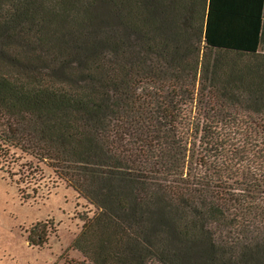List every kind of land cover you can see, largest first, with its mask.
<instances>
[{"label":"trees","instance_id":"1","mask_svg":"<svg viewBox=\"0 0 264 264\" xmlns=\"http://www.w3.org/2000/svg\"><path fill=\"white\" fill-rule=\"evenodd\" d=\"M263 30L264 0H0V159L92 207L89 264H264Z\"/></svg>","mask_w":264,"mask_h":264},{"label":"rangeland","instance_id":"2","mask_svg":"<svg viewBox=\"0 0 264 264\" xmlns=\"http://www.w3.org/2000/svg\"><path fill=\"white\" fill-rule=\"evenodd\" d=\"M16 156L14 162L9 155L6 162L0 159V264H89L70 245L81 229L79 216L90 215L92 207L71 187L58 184L43 164L27 175L28 157ZM16 178L24 183L16 184ZM24 185L35 199L21 198ZM37 222H45L42 231L47 239L42 245H30L27 237Z\"/></svg>","mask_w":264,"mask_h":264},{"label":"crops","instance_id":"3","mask_svg":"<svg viewBox=\"0 0 264 264\" xmlns=\"http://www.w3.org/2000/svg\"><path fill=\"white\" fill-rule=\"evenodd\" d=\"M262 36H263V37H262L261 42H260V44H261L260 49H261V51L264 52V30H263V35H262Z\"/></svg>","mask_w":264,"mask_h":264}]
</instances>
